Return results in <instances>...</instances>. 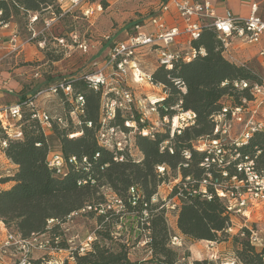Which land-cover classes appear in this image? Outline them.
Here are the masks:
<instances>
[{
    "label": "trees",
    "instance_id": "1",
    "mask_svg": "<svg viewBox=\"0 0 264 264\" xmlns=\"http://www.w3.org/2000/svg\"><path fill=\"white\" fill-rule=\"evenodd\" d=\"M55 0H0L2 20L13 21L19 12H39L53 6ZM196 47L203 46L206 53L196 54L189 61H178L170 70L157 67L152 73L155 83H162L168 88V94L157 101L161 116H173L177 113L175 105L182 100V108L196 114V123L185 128L173 137L174 153L160 151V142L170 137L169 130L159 131L156 139L139 134L134 137V147L138 153L123 152L124 161L115 160L122 153L105 148L99 139L101 129L102 92L89 87L82 76L80 79L66 78L76 93H82L85 106L82 112L72 117L74 105L60 92L70 106L60 114L66 123L61 125L53 120L51 131L61 142L59 148L64 155H75L80 160L87 157L84 165H69L62 173H57L47 165L50 147V135L37 119H32L33 111L25 109L22 118L23 137L9 139L8 146L0 153L9 160L11 166L0 171V217L7 226L13 227L25 236L47 230L50 219L66 221L74 211H79L89 204L99 205L104 201L101 187H110L126 202V209L120 213L113 211L99 215L101 219H124L130 216L140 219L139 230L150 231L147 248L152 253L144 264H177L178 250L171 245L170 228L167 222V209L177 210L176 225L182 242L185 239L194 243L196 240H209L216 243L228 240L231 235L239 247L233 257L225 261L237 264H264V247L258 248L250 241L252 230L243 219L234 216L228 208L226 199L218 197L212 186L201 187L198 182L187 181L190 176L200 181L205 176V169L200 166L206 153L194 149V142L212 133L213 117L224 105L239 101L242 95H249L248 90L234 88L233 81L249 79L261 82L262 77L254 73L245 63L239 65L227 58L220 47L217 34L211 27H205L202 36L194 42ZM65 78V77H64ZM173 78H181L187 92L182 93L174 84ZM228 81L226 85L223 82ZM31 96H28L29 98ZM131 112H119L111 124L124 128V120ZM91 123V125H89ZM126 129V127H125ZM77 133L70 137V134ZM4 135V134H3ZM191 151L188 167L179 165L184 161L183 152ZM242 154L254 157L259 170H264V130L253 134L248 144L239 148ZM260 151V153H258ZM99 154V156L97 155ZM165 164L168 171L164 175L157 171V166ZM86 167L88 169H86ZM231 174L234 168L229 166ZM181 174V180L173 185L170 197L172 205L165 206L162 199L151 203L159 186ZM217 174V173H215ZM87 180L86 184L82 182ZM136 187L140 198L136 205L129 202L130 189ZM212 193L211 199L207 194ZM145 203L148 205V218H144ZM89 213H95L91 211ZM149 223V224H148ZM59 226L54 224V227ZM239 228L237 233L228 232L229 228ZM252 227V226H251ZM253 228V227H252ZM99 234H103L102 231ZM109 236V233H104ZM244 234V235H242ZM246 236V237H241ZM95 237L92 248L86 254L77 255L78 264H139L133 262L121 245L119 251H113ZM76 263V264H77ZM193 264H214L208 259L195 260ZM224 264V262H222Z\"/></svg>",
    "mask_w": 264,
    "mask_h": 264
},
{
    "label": "built area",
    "instance_id": "2",
    "mask_svg": "<svg viewBox=\"0 0 264 264\" xmlns=\"http://www.w3.org/2000/svg\"><path fill=\"white\" fill-rule=\"evenodd\" d=\"M58 1L60 2V0ZM87 1L70 0L69 9H81L86 5L88 7L85 10L86 14H92L95 8L98 11L103 9L101 1L108 0H95L97 3L95 7L85 4ZM215 1L217 0H163L158 13L148 20L135 22L131 27V32L123 40L115 42L107 55V63L104 68L83 75L90 88L101 91L103 94L99 139L105 148L122 152L116 155L115 160L124 161L123 152L128 151L133 154L136 151L134 147L136 134L156 139L158 132L162 130H169L170 137L160 142V151L168 150L170 153H174L173 137L175 134H180L185 128L195 125L196 114L191 110H184L182 100L174 107L177 109L175 115H160L157 101L162 95L168 94V88L162 83H155L152 73L157 67L170 70L180 60L189 61L196 54L204 55L205 48L203 46L196 47L194 42L202 36L205 27L215 30L221 49L232 60L234 58L231 50L236 41L244 45H255L261 41L264 36V19L259 14L256 3H252L249 15L240 17L231 11H227L224 15L219 14ZM2 15L3 12L0 10V28H9L10 22L2 20ZM37 20L38 14L32 13L30 15L31 29L35 30L33 24ZM149 23L156 24L157 30L146 31L144 28ZM25 43V41H21L20 35L15 29L10 33L8 40L0 41V51L7 49V55H19L23 51ZM80 46L87 49L86 44ZM144 48L146 51L156 54L157 64L153 71L148 72L143 69L139 61L140 50ZM260 54L264 55V49L260 51ZM93 64L97 65L98 63L95 61ZM111 66L114 71L107 74L106 71ZM128 67L137 73H142V76L137 74L136 79L139 83H143L142 87L149 86L152 89L151 94L139 93V89L129 83ZM119 73L124 77L121 78ZM173 80L182 93L187 92V86L181 78H173ZM4 81H0V86L2 84L7 86V80ZM227 83L228 81H225L222 85ZM233 86L239 90H248L249 95H242L239 101L233 100L232 104L224 105L214 115L212 133L196 140L193 146L197 151L206 153L204 160L200 163V166L205 169V176L200 181L193 180L190 176H187L186 180L199 183L200 189H193V193L200 192L201 187L206 185L212 186L218 197L227 200L230 212L243 219L246 224L250 222L252 209L259 203H264V170H259L254 157L242 154L239 148L248 144L255 132L264 130V80L261 82L249 79L234 80ZM60 92L74 105L70 112L72 117H75L77 112L83 111L85 106L83 94L76 93L72 85L67 83L66 78L47 89L38 90L35 95L29 98L26 97L24 100L19 99L0 106V129L4 134L0 138L1 151L8 146L9 139L23 137L21 121L25 109L33 111L31 118L39 121L45 128L46 135L51 132L53 120L65 125L66 121L63 116L60 114L53 116L48 111H41L37 104V101L46 94L56 95ZM124 111L131 112L130 117L124 120L126 129L120 125L111 124L117 113ZM149 112L154 114V118L149 115ZM76 135L77 133L70 134V137ZM97 155L99 156V154ZM183 158L184 161L178 167L179 171L181 166H189L191 151L185 150ZM87 161V157L80 160L75 155L66 156L59 148L53 146L50 147L47 155L48 167L57 173H62L69 165L80 166ZM229 166L234 168L233 174L229 171ZM86 169L88 168L86 167ZM168 169L165 164L157 166V171L162 175L167 173ZM180 180L181 174L173 182L178 183ZM87 182L84 180L82 183L86 184ZM160 188L161 186L152 197L151 203H158L162 198ZM172 188L170 186V191ZM101 191L104 196V201L101 204H89L79 211H74L66 221L50 219L47 230L41 233L25 236L15 228L7 226L0 217V264H72L73 261L76 262L77 255L86 254L91 250L95 235L91 233L76 243L74 240L79 238V234L68 233L67 224L84 212L94 211L98 215H104L110 211L120 213L126 209L125 200L110 187L103 186ZM206 196L211 199L213 194L208 193ZM139 198L140 195L136 187H131L129 202L136 205ZM162 199L166 201L165 198ZM169 202L170 205L173 204L172 199ZM147 205L145 203L143 210L145 219L149 215ZM165 206L169 207L167 204ZM54 224L59 226L54 227ZM248 226L252 230L251 243L258 248L264 247V236L261 235V232L259 233L258 229ZM233 230V228H229L228 232H233ZM146 232L147 236L143 245L147 246L150 231ZM215 244V241L209 242L210 247H214ZM171 245L179 248L183 242L180 237L173 235ZM224 264L237 263L224 261Z\"/></svg>",
    "mask_w": 264,
    "mask_h": 264
},
{
    "label": "rangeland",
    "instance_id": "3",
    "mask_svg": "<svg viewBox=\"0 0 264 264\" xmlns=\"http://www.w3.org/2000/svg\"><path fill=\"white\" fill-rule=\"evenodd\" d=\"M108 1H101L103 8L101 11L95 8L92 14H86L85 10L88 8L86 5L81 9H69L70 0H60V2L55 0L53 6L51 5L39 12H19L18 16L12 17L13 21H10L9 28H0V32L7 29L12 32L16 29L21 41L26 42L19 55H7L5 51L0 52V58L5 55L0 59V79H5L8 82L6 87L4 84L0 87V93L4 94L0 98V105L10 104L19 99L24 100L28 96L35 95L40 89H47L49 86L55 85L64 77L80 79L85 74L104 68L107 63V55L115 42L123 40L131 32V27L135 22L148 20L158 13L163 0ZM85 4L94 7L97 5L95 0H88ZM32 13L38 14V20L33 24L35 30L31 29L30 25ZM144 29L155 31L157 25L149 23ZM81 44H86L87 49L81 47ZM244 47L252 46L244 45ZM145 49L140 50L139 61L143 69L148 72L153 71L157 64L156 54ZM242 60H234V63L239 65L242 62L245 63L264 80V71L258 59ZM95 61H97V65L93 64ZM112 71L114 70L111 66L106 73L109 74ZM128 74L129 83L134 88L140 89L143 83H139L136 76L137 74L142 76V73H137L128 67ZM119 76L124 77L120 73ZM8 88L12 91H9ZM147 88L150 90L148 94H151L152 89L149 86ZM37 104L39 110L48 111L53 116L63 114L70 108L61 94H46L37 101ZM149 115L154 118L153 113L149 112ZM48 135H50L51 145L61 148V142L53 134V131L50 134L48 132ZM2 136L3 132L0 129V138ZM173 174L170 172L169 179L160 185L161 197L166 199L165 204L168 206L170 199H172L169 196L171 193L170 186L173 187L175 183L173 182L175 179ZM167 211V222L171 234L180 235L176 225L178 213L176 208L170 207ZM252 211L250 222L246 224L258 229L259 233L261 232V235L264 236V203H259ZM253 220L254 222H252ZM140 222V219L130 216L129 213L121 220H104L99 218L96 213L84 212L72 219L67 227L68 233L79 234V238L74 240L76 243L93 233L98 239L96 241L113 251H119L121 245H125L130 259L133 262L144 264L145 261L143 260L150 259L152 253L146 245H143L147 232L138 229ZM100 231L103 234H99ZM237 231L239 228L235 227L232 233H237ZM104 233H109V236ZM233 235L224 241L223 246L221 245L223 250L217 248V243L215 248V246L210 247L204 241L196 240L195 246H192L190 241L185 239L181 247L175 248L178 250L177 264H193L195 260L203 259H208L214 264H222L228 260L227 258L233 257L237 247H239ZM76 263L77 259L76 262H72V264Z\"/></svg>",
    "mask_w": 264,
    "mask_h": 264
},
{
    "label": "crops",
    "instance_id": "4",
    "mask_svg": "<svg viewBox=\"0 0 264 264\" xmlns=\"http://www.w3.org/2000/svg\"><path fill=\"white\" fill-rule=\"evenodd\" d=\"M252 3H256L258 5V12L262 16V18L264 19V0H217V1H215L216 9H217V12L219 14L224 15L227 11H231L234 15L240 16V17H246L247 15H249ZM10 33H11L10 29H7L6 31H1L0 32V41L8 40ZM245 46H248V45H245ZM249 46H252V47H244V44H241L240 42L236 41L234 46H233V49L231 50V54H232V57L234 59L232 60L227 55H225V56L233 62H234V60L240 61L243 59L244 61H246V60L256 58L259 60L261 66H262V70L264 71V55L260 54V51L264 49V36L262 37L261 41L258 44L249 45ZM2 51H5V53L7 52V50H5V49L1 50L0 52H2ZM3 57H1L0 59H2ZM242 64H243V62H242ZM0 77H1V74H0ZM4 80L5 79H2V80L0 79V81H2V82ZM4 87H6V86L4 85ZM147 87L148 86H145V87L141 86L139 89V93L150 92V90ZM3 96H4V94L0 93V98ZM4 105H6V104H1L0 106H4ZM9 166H11V163L9 162V160L6 159L0 153V171L5 170ZM252 222H254V220ZM178 232L180 233L179 230H178ZM201 241H204L205 243H207V245L210 242L209 240H201ZM190 243L192 246H195L194 243H192V242H190ZM223 243H225V242L224 241L218 242L216 244L217 248L218 249L220 248L223 250V248H221V245ZM216 246H215V248H216ZM210 249H212V248H210Z\"/></svg>",
    "mask_w": 264,
    "mask_h": 264
},
{
    "label": "bare ground",
    "instance_id": "5",
    "mask_svg": "<svg viewBox=\"0 0 264 264\" xmlns=\"http://www.w3.org/2000/svg\"><path fill=\"white\" fill-rule=\"evenodd\" d=\"M177 122V120H175Z\"/></svg>",
    "mask_w": 264,
    "mask_h": 264
}]
</instances>
